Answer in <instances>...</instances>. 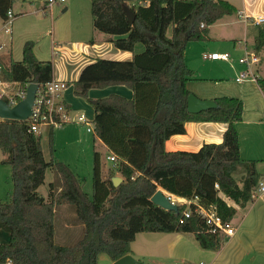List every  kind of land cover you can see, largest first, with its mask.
Segmentation results:
<instances>
[{
	"label": "trees",
	"instance_id": "1",
	"mask_svg": "<svg viewBox=\"0 0 264 264\" xmlns=\"http://www.w3.org/2000/svg\"><path fill=\"white\" fill-rule=\"evenodd\" d=\"M131 1L90 0L92 24L112 36L114 47L134 52L140 43L143 51L134 52L130 60L97 58L73 82L75 95L85 99L90 89L110 85H125L133 93L132 98L110 94L92 103L95 131L118 160L102 179L99 154L94 153L91 195L67 164L44 159L40 134L30 131L27 121L0 119V150L5 155L1 163L10 166L12 182L8 201L0 202V231L8 236L0 243V263L98 264L101 253L114 261L131 253L130 243L139 232L192 233L200 248L218 250L224 238L210 233L195 212L180 222L186 204L166 210L150 197L157 187L181 198L197 196L200 205L213 207L229 221L235 209L224 197L242 207L251 201L259 176L254 162L239 154L236 122L242 118V102L219 97L214 99L216 107L190 113L185 86L192 76L184 62L187 43L208 40L209 26L236 9L225 0H144L136 7ZM12 3L0 0V17ZM124 7L134 13L133 22ZM263 46L264 28L258 26L254 50L260 52ZM0 77L21 86L41 85L52 79V64L35 58L29 40L23 44L21 61L3 67ZM257 83L264 92V79ZM187 121L224 122L227 127L220 143H204L195 152L166 151L165 140L184 133ZM49 128L51 144L54 127ZM238 166L245 168L241 185L233 175ZM48 168L58 174L59 190L51 186L45 199L37 188ZM113 171L122 176L117 186L111 180ZM61 204L72 206L83 225L73 245L54 242V208Z\"/></svg>",
	"mask_w": 264,
	"mask_h": 264
},
{
	"label": "crops",
	"instance_id": "2",
	"mask_svg": "<svg viewBox=\"0 0 264 264\" xmlns=\"http://www.w3.org/2000/svg\"><path fill=\"white\" fill-rule=\"evenodd\" d=\"M225 1L229 2L236 11L231 15H225L209 26L208 40L190 41L186 45L184 62L192 71V76L185 86L190 93L201 99L214 100L215 98L227 96L237 98L242 102V118L236 122L239 154L242 160L254 162L255 170L259 176V185L264 183V92L256 81L235 80L237 74L244 68L242 65L233 61L226 62L211 59L208 55L214 52H228L235 59L241 56L244 47L254 50V40L258 32V26L245 24L242 21V16L243 14L248 16L263 14L264 0ZM70 4V11L67 6H64L61 10V12L69 13L68 17L63 19L61 28L63 30L66 28V33L72 36L75 35V39L71 41V44H64L59 48L54 43L52 48H56V50L53 52L51 60H42L35 51L33 52L39 62H50L52 64V79L67 82L68 87L61 95L65 104L70 108L72 116L83 113L94 127L93 101L107 97L110 94L132 98V90L125 85L92 88L88 91V97L85 99L75 95L73 82L77 80L82 68L95 59L130 60L133 53L143 51L144 46L140 43L136 44L134 52L114 47L112 42L109 41L112 36L94 29L92 16L88 19L84 11L78 12V22L75 19L72 22V15L73 12H76L77 4L74 0ZM13 5L14 2L10 8L11 10ZM46 7L45 4L43 6L44 10ZM49 8L52 12L53 5ZM252 28H256V31H253ZM167 34L170 36L171 27L168 28ZM5 47L6 45L4 44L0 51ZM5 55L8 56V62L4 59ZM18 61H21V59L13 60L11 54L0 55V64L3 67L9 66L10 62ZM257 68L258 72H261V70H264V64L261 63ZM258 74L260 78L264 79L260 73ZM63 125L58 127H63ZM76 125H84L85 129L87 127L83 123H76ZM226 127L227 123L224 122L187 121L184 123L185 132L169 136L164 142V148L166 151L183 150L195 152L204 143H220ZM88 133L95 135L93 143L95 147L97 145V149H95L94 153L99 154L101 177L106 179L109 177V169L113 168L115 163L109 160L111 165L106 166L103 161L108 160L107 156L114 153L98 137L95 128ZM4 171L7 172L8 170ZM112 174L111 177L118 176L122 179V176L117 171H113ZM233 175L237 183L241 185L245 175V168L238 166ZM58 187L59 184L56 191L59 190ZM157 189L174 200L183 199L163 190L161 187H157ZM10 194L8 183L6 187L0 186V202L8 201ZM220 195L224 197L222 193ZM224 198L227 204L235 209V214L230 220L234 228V234L229 237L223 236L224 242L218 250L200 248L192 233L153 232L155 234H149L156 243L154 247H150L153 251V256L163 258L173 264H264V191L256 194L243 207L227 197ZM59 206L67 207L68 204ZM56 209L57 207L55 206L54 215ZM64 226L66 230H69L68 224L65 223ZM77 226L80 230L83 227L80 222ZM143 233L145 232L136 233L134 240L130 243V254L140 264H142L140 257L143 258L144 255H139L134 251V244L138 235L141 236ZM7 239V234L0 231V243L6 242ZM141 239L144 240V236H141ZM112 263L113 260H111Z\"/></svg>",
	"mask_w": 264,
	"mask_h": 264
},
{
	"label": "rangeland",
	"instance_id": "3",
	"mask_svg": "<svg viewBox=\"0 0 264 264\" xmlns=\"http://www.w3.org/2000/svg\"><path fill=\"white\" fill-rule=\"evenodd\" d=\"M46 1L13 0L14 5L12 11L16 15L11 25L12 32L9 35L0 32V42L6 45L0 51V55L8 53L9 55L11 54L13 60H20L22 59L23 44L30 40L33 42V51L36 52L38 57H41L42 60H51V56L56 50V48H52L54 43L57 45V48L64 44H71V41L75 39V35L72 36L66 33V28L65 30L61 28L63 19L68 17L69 13L61 12V10L64 6H67L70 11V3L72 0H66L64 3H54L52 12L48 6L44 10L43 6L47 4L45 3ZM74 2L77 4V9L76 12H73L72 22L74 19L78 22L77 17L79 11H84L89 19L91 16L90 0H74ZM144 3H146L144 0H132L129 5L136 7ZM260 27L264 28V25ZM252 29L256 31V28ZM261 50L264 51V46ZM7 57V55L4 57L6 62H8ZM237 59V57L235 59L232 58L231 62H237ZM258 73L264 77V70ZM49 131L50 128L48 127H44L40 131V142L44 159L49 161L52 158L67 164L80 181L82 189L91 195L94 152L97 149V145L95 147L93 143V137L95 135L88 133L84 125H76V123L70 122L64 124L63 127L52 128L50 144ZM103 155L105 156V154ZM3 157L4 154L0 150V159ZM103 163L106 166L111 165L109 160H104ZM0 166V168H4L0 169V186L6 187L8 183L10 191H12L11 168L8 164L1 163V161ZM4 170L8 171L6 172ZM58 184V174L53 169L48 168L45 172L44 181L37 188V192L47 199L51 186L54 190ZM56 207L57 209L53 220L54 242L61 245H73L81 238L83 227L80 230L77 226L79 221L76 218L72 206L60 207L57 205ZM65 223L68 224L69 230H66ZM149 234L155 233H143L141 236H144V240L138 235L137 241L134 244V251L139 255H144L143 258L140 257L142 264H173L163 258L153 256V251L150 247H154L156 243ZM97 262L98 264H111V259L107 254L101 253L98 255Z\"/></svg>",
	"mask_w": 264,
	"mask_h": 264
},
{
	"label": "built area",
	"instance_id": "4",
	"mask_svg": "<svg viewBox=\"0 0 264 264\" xmlns=\"http://www.w3.org/2000/svg\"><path fill=\"white\" fill-rule=\"evenodd\" d=\"M66 0H47L46 6L50 7L54 3L59 2L63 3ZM15 14L11 9H8L6 16L4 18L0 17V32L4 34H11L12 29L11 25ZM242 21L245 24H252L255 26L264 25V13L248 16L243 14ZM4 46V43L0 44V49ZM211 59L223 60L226 62H231L232 57L228 52L222 53H211L208 55ZM237 62L244 67L240 71L235 80H253L256 81L260 78L258 74L257 67L264 62V51L256 52L255 50L248 49L244 47L243 53L238 57ZM3 66L0 64V72ZM30 82L24 83L21 86L17 82H9L2 80L0 77V98L5 100L9 106L15 105L18 101L24 98L26 94L27 85ZM68 87L67 82L63 80L51 79L44 84H38V88L35 93V99L31 108V114L25 120L28 122L29 130L40 134V131L44 127H58L66 123H83L85 124L86 130L92 131L94 127L90 124V121L86 118L83 113H80L77 116H72L70 113V108L65 104L62 98V92ZM108 160L113 163L117 162V157L114 154L107 156ZM218 189V184L214 185ZM264 191V183H260L257 188H255L251 193V198H254L256 194ZM170 201L175 204H186L187 208L183 211V215L180 219V222L183 219L188 218L192 211L195 212L199 217H201L205 225L208 228V231L213 234H217L221 237H229L234 234V228L232 227L229 220H223L216 210L213 207L206 208L198 203L197 196H194L190 199L183 198L181 200H174L170 196ZM195 205L194 209H190L189 205ZM0 264H12L11 260L7 259ZM187 264V263H182ZM205 264V263H198Z\"/></svg>",
	"mask_w": 264,
	"mask_h": 264
},
{
	"label": "water",
	"instance_id": "5",
	"mask_svg": "<svg viewBox=\"0 0 264 264\" xmlns=\"http://www.w3.org/2000/svg\"><path fill=\"white\" fill-rule=\"evenodd\" d=\"M127 20L131 23L134 20V13L129 7H124ZM38 88V83L30 82L26 88V94L23 99L15 105L9 106L5 100L0 98V119H15L25 121L31 114V108L35 99V93ZM216 107L214 100L198 98L193 93L187 97V111L190 113H199L201 111ZM113 184L117 186L121 182V178L113 176L111 178ZM150 201L155 205L166 210H177L178 205L171 202L170 198L161 190H157L150 197ZM112 264H140L130 253L125 254L114 260Z\"/></svg>",
	"mask_w": 264,
	"mask_h": 264
}]
</instances>
